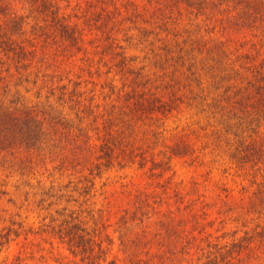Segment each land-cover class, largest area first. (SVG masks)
<instances>
[{
  "label": "trees",
  "instance_id": "trees-1",
  "mask_svg": "<svg viewBox=\"0 0 264 264\" xmlns=\"http://www.w3.org/2000/svg\"><path fill=\"white\" fill-rule=\"evenodd\" d=\"M85 1V10L83 0L73 6L82 9V20H73L70 0H0V156L25 167L23 175L39 176L42 168L40 176L49 172L46 178L53 184V170H61L59 179L66 174V187L74 184V191L85 197L77 203L84 204L95 196L91 193L104 169L121 164L120 125L134 129L137 122L168 119L184 102L199 118L236 120L233 106L244 91L258 94L250 110L256 108L255 116L264 119V58L259 60L264 0H168L165 6L145 5L143 12L134 7L136 21L147 16L157 31L121 27L120 0ZM121 33L129 45H142L143 57L129 55ZM97 40L105 48L94 62L89 50ZM85 73L94 76L92 84L110 87L111 101L107 95L100 100V94L85 93ZM164 89L171 93L169 100L160 94ZM223 96L234 102L227 107ZM145 162L143 156L141 165ZM76 213L65 212L63 226L53 228L72 262L117 264L108 262L103 238ZM7 230L0 232L1 246L10 243L13 233L19 236L18 230ZM201 264L224 263L208 256Z\"/></svg>",
  "mask_w": 264,
  "mask_h": 264
},
{
  "label": "rangeland",
  "instance_id": "rangeland-1",
  "mask_svg": "<svg viewBox=\"0 0 264 264\" xmlns=\"http://www.w3.org/2000/svg\"><path fill=\"white\" fill-rule=\"evenodd\" d=\"M70 1L68 12L73 20H82L78 15L82 17L87 2L83 0L80 10L73 8L79 0ZM120 1L121 27L159 30L147 16L136 21L132 11L137 6H165L168 0ZM119 38L129 55L141 54L142 45H129L123 33ZM103 44L99 40L90 44L94 62L102 55ZM93 77L83 76L85 93L100 94V100L110 96V87L103 88L98 81L92 84ZM183 90L178 93L184 94ZM160 94L169 100L171 93L164 89ZM256 96L244 91L237 97L236 120L199 118L195 108L184 102L168 119L137 122L134 129L120 125L121 164L104 169L91 193L95 196L84 204L77 203L85 197L74 191V184L66 187L70 178L65 174L59 179L61 170H53V186L46 178L49 172L40 176L44 169L36 171L39 176L23 175L25 167L8 164L0 156V232L10 227L19 232V236L12 234L10 243L0 245V264H75L67 245L53 233V228L63 226L65 212L73 210L91 232L98 233V239L103 238L109 248L108 262L201 264L211 256L224 264H264V236H260L264 229V119L255 116L256 108L250 110ZM222 100L227 107L234 102H226L224 96ZM233 243L246 246L234 247ZM76 261L84 264L80 258Z\"/></svg>",
  "mask_w": 264,
  "mask_h": 264
}]
</instances>
